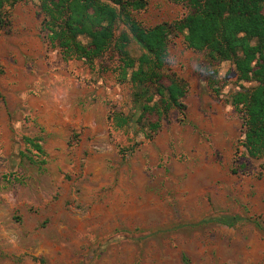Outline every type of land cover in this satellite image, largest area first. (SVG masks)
Wrapping results in <instances>:
<instances>
[{"label": "rangeland", "instance_id": "obj_1", "mask_svg": "<svg viewBox=\"0 0 264 264\" xmlns=\"http://www.w3.org/2000/svg\"><path fill=\"white\" fill-rule=\"evenodd\" d=\"M146 1L131 11L145 27L188 12ZM4 11L0 264H264V161L232 171L243 128L227 102L254 83L237 80L232 60L207 68L205 51L173 32L169 66L187 83L186 107L170 108L148 139L159 114L136 101L114 44L92 62L64 58L42 29L40 0ZM128 49L144 52L133 37ZM235 215L234 225L218 220Z\"/></svg>", "mask_w": 264, "mask_h": 264}, {"label": "trees", "instance_id": "obj_2", "mask_svg": "<svg viewBox=\"0 0 264 264\" xmlns=\"http://www.w3.org/2000/svg\"><path fill=\"white\" fill-rule=\"evenodd\" d=\"M19 0H0V24H6V5ZM183 3L188 12L182 19L143 26L131 11L148 6L146 0H40L44 13L42 29L52 47H58L64 58H85L92 62L114 44L123 58L122 67L131 70L130 80L137 91V102L143 110L156 111L157 121L146 133L151 139L167 119L170 108L185 110L183 97L187 92L185 79L169 66V43L173 32H183L187 47L205 51L207 68L215 62L232 60L239 82L227 102L241 115L244 161L234 162L232 171L248 167L252 159L264 161V0H172ZM122 22L126 29L119 30ZM117 32L120 34L117 36ZM135 38L144 50L137 59L131 57L128 46ZM85 38V39H84ZM210 65V66H209ZM169 81L168 85L162 83ZM216 93L219 89L210 81ZM154 93L159 99L154 101ZM152 102V103H151ZM144 112V111H143ZM122 122L127 116L122 114ZM44 152L41 143H34ZM264 166V164H263ZM218 220L234 225L240 216H223Z\"/></svg>", "mask_w": 264, "mask_h": 264}]
</instances>
